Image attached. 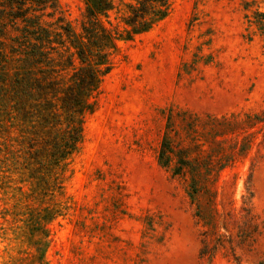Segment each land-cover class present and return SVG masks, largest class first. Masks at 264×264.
Masks as SVG:
<instances>
[{"label": "rangeland", "instance_id": "rangeland-1", "mask_svg": "<svg viewBox=\"0 0 264 264\" xmlns=\"http://www.w3.org/2000/svg\"><path fill=\"white\" fill-rule=\"evenodd\" d=\"M58 2L79 29L83 0ZM170 2L165 21L118 44L43 261L23 223L39 206L31 186L18 179L0 194V264H264V124L239 127L264 111V37L250 24L264 0ZM223 118L231 123L213 122ZM163 139L226 167L218 176L204 169L191 198L189 180L159 163ZM245 142L247 156L229 161Z\"/></svg>", "mask_w": 264, "mask_h": 264}, {"label": "trees", "instance_id": "trees-1", "mask_svg": "<svg viewBox=\"0 0 264 264\" xmlns=\"http://www.w3.org/2000/svg\"><path fill=\"white\" fill-rule=\"evenodd\" d=\"M83 2L77 29L63 16L58 0H0V39L8 41L6 51H0V194L18 179L31 186L29 196L39 206L28 209L23 223L39 261L49 246V225L65 210L56 200L64 197L66 176L84 141L85 118L97 108L118 44L149 33L172 10L170 0ZM248 7L245 4L244 9ZM253 15L250 24L264 37V12L256 10ZM213 122L231 123L226 118ZM259 124H264V111L246 114L239 127L247 134ZM251 143H241L238 149L236 143L237 152H231L229 161L247 156ZM213 157L207 155L210 163L194 161L186 151L176 152L166 139L158 152L160 165L171 167L172 176L189 180L191 198L201 189L204 169L217 176L225 169L226 164L218 161L211 164ZM209 258L212 261V253Z\"/></svg>", "mask_w": 264, "mask_h": 264}]
</instances>
